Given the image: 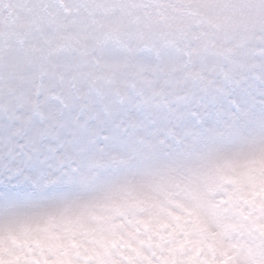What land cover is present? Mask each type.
<instances>
[{
  "label": "snow or ice",
  "instance_id": "1",
  "mask_svg": "<svg viewBox=\"0 0 264 264\" xmlns=\"http://www.w3.org/2000/svg\"><path fill=\"white\" fill-rule=\"evenodd\" d=\"M0 264H264V0H0Z\"/></svg>",
  "mask_w": 264,
  "mask_h": 264
}]
</instances>
